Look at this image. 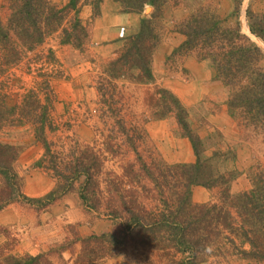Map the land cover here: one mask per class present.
Segmentation results:
<instances>
[{"label":"rangeland","instance_id":"rangeland-1","mask_svg":"<svg viewBox=\"0 0 264 264\" xmlns=\"http://www.w3.org/2000/svg\"><path fill=\"white\" fill-rule=\"evenodd\" d=\"M50 1L63 10L62 28L34 50L20 48L24 59L0 78L6 107L17 108L14 116L4 115L0 140L20 150L14 171L23 194L34 199L55 195L45 207L20 201L0 212V264H12L11 257L40 255V264H84L91 257L97 264L185 263V255L159 249L168 244L165 232L159 238L149 235L155 238L151 245L142 243V236L126 244L118 238L114 245L108 239L95 244L91 238L121 231L127 209L138 212L140 206L154 216L165 210V203L173 206L171 211L182 207L188 195L194 205L222 204L225 190L238 195L252 189V169L264 166V130L260 123L234 116L238 111L229 107L231 89L217 78L210 58L181 50L187 40L181 30L198 11L227 28L239 23L241 33L264 53L263 39L250 31L264 29V0H158L154 6L135 0H74L77 8H71L72 0ZM5 3L0 0L4 21ZM106 3L108 10L141 14V25L151 24L153 34L144 44L150 75L136 65L134 49L127 55L137 33L113 48L90 37L92 27L81 19V12L86 7L93 13L91 22H99ZM169 7L177 12L165 21ZM76 17L84 31L65 43ZM171 33L181 34L182 41L163 49ZM5 50L0 45V57ZM45 79L50 80L54 99L46 102V91L39 89L41 105L50 111L41 135L36 130L40 123L22 118L21 108L29 91ZM179 117H184L189 132ZM199 159L215 179L225 176L216 186L180 182L185 170L181 167ZM114 209H120L119 218L112 214ZM174 217L188 221L186 209ZM111 249L115 254L108 256ZM243 249L249 251L250 246ZM224 251L199 256L197 263L262 264L233 247Z\"/></svg>","mask_w":264,"mask_h":264},{"label":"trees","instance_id":"trees-1","mask_svg":"<svg viewBox=\"0 0 264 264\" xmlns=\"http://www.w3.org/2000/svg\"><path fill=\"white\" fill-rule=\"evenodd\" d=\"M73 1L71 8H77ZM157 1L135 0L142 6H154ZM6 2L8 17L6 21L0 20V45L7 51L5 50L4 55L0 57V78L7 69L13 65L17 66L24 59L23 51H20V48H24V51L34 50L63 26L62 16H59L63 10L57 9L50 0H6ZM129 3H131L130 0ZM154 16L158 17L159 15L155 14ZM216 20L215 17L198 13V11L191 14L185 21L184 29L181 30V33L187 37L181 50L195 51L200 54V58H210L216 68L217 78L232 91L229 107L232 111H238L234 116L242 115L249 122L260 123L264 130V67L262 66L264 53L248 36L241 33L239 23L233 29L225 27L224 22ZM74 22L71 32H67L68 38L65 43L70 44L73 37L77 39L84 31L83 26L80 25L79 17H76ZM250 31L264 41V29L258 31L255 27H250ZM152 32L151 24H146L144 21L138 33L133 37L131 49L127 52V55H132L135 51L137 54L136 65L141 66V69L148 75H150V69L145 62L147 52L144 51V44L152 36ZM13 36L17 41L13 39ZM200 42L203 44L200 45ZM37 84H39V88L31 89L25 96L21 116L32 120L31 122L35 124L40 123L36 130L43 135L50 111L47 106L42 107L39 89L46 91V102H50L54 98L50 91L49 79ZM175 103L177 112H181L179 101L175 99ZM39 108L42 112L40 115L37 114ZM16 110L17 108L6 107L5 95L0 90V129L3 127L4 115L14 116ZM179 114L181 115V113ZM182 118L184 119V117H179V120L185 130L189 132L186 121L185 119L183 121ZM192 142L196 154H199L198 145L194 140ZM19 155L18 147L4 144L0 140V212L15 202L22 201L45 207L54 199L55 192L39 199L29 198L23 194L14 171V164ZM179 167L181 166H177V168ZM181 168L185 170L179 175L182 178L180 182H185L188 187L193 185L214 187L218 178L225 177L223 175L215 179L213 175L206 172L200 159L195 165ZM250 175L252 189L238 195H231L229 190H225L220 199L222 204L194 205L188 195L183 206H178L176 210L171 211L173 206L165 203L168 219H164L167 218V214H164L165 210L151 216L140 206L138 212L134 209H127L125 212L128 213V219L125 218L122 223L121 231L102 237L94 236L91 239L99 245L108 239L114 245L119 243L118 238H121L122 243L126 244L134 242L138 236H142V243L150 244L155 238H151L149 235L158 237L160 232H165L168 234V239H166L168 244L159 247V249H173L185 255V263L181 264H198L199 256L220 254L225 252L224 250L228 246L235 248L245 257L264 264V166L259 165L252 169ZM186 192L189 194L188 191ZM185 209L188 221L183 222L178 217H174L178 214L182 215ZM119 210L114 209L112 214L120 217ZM89 241L90 239L86 242ZM238 241L241 242V245ZM243 245H249L250 250H244ZM114 254L113 249H111V253L108 252V256ZM41 259L42 255L26 259L11 257L10 260L12 264H40ZM84 264L97 263L91 257Z\"/></svg>","mask_w":264,"mask_h":264},{"label":"crops","instance_id":"crops-1","mask_svg":"<svg viewBox=\"0 0 264 264\" xmlns=\"http://www.w3.org/2000/svg\"><path fill=\"white\" fill-rule=\"evenodd\" d=\"M107 5L108 3H106L105 7H103V18H101L99 22H91L92 19H90V17L93 13L91 10H87L86 7H84L83 12H81V19L87 25L90 23L89 27H92L90 30V37L93 38L97 44H100L101 42L102 47L113 48L115 46H121L127 37L134 33H138L141 28V20L144 17L141 16V14L120 11V9H115L114 7L108 10L106 8ZM171 12L176 13L177 10L172 9L171 7L165 9V15L163 16L165 21H169L168 18L169 15L172 14ZM181 41V34L171 33L169 39L164 41L165 46L163 49L165 47H167L165 49H168L178 46ZM159 50L160 51H158L157 59H155V61L159 60V53L161 52L162 47ZM167 51L164 53H169Z\"/></svg>","mask_w":264,"mask_h":264}]
</instances>
